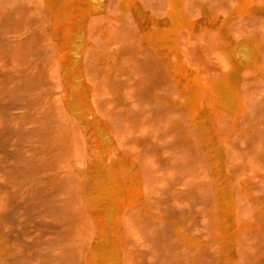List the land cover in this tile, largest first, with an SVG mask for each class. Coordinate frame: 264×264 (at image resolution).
<instances>
[{"label":"rangeland","instance_id":"374dc122","mask_svg":"<svg viewBox=\"0 0 264 264\" xmlns=\"http://www.w3.org/2000/svg\"><path fill=\"white\" fill-rule=\"evenodd\" d=\"M179 1L0 0V264H264V0Z\"/></svg>","mask_w":264,"mask_h":264},{"label":"bare ground","instance_id":"6f19581e","mask_svg":"<svg viewBox=\"0 0 264 264\" xmlns=\"http://www.w3.org/2000/svg\"><path fill=\"white\" fill-rule=\"evenodd\" d=\"M79 1L81 0H43L49 11L53 12L54 14H57V12H60L63 9H67L73 5H76ZM168 19L172 26L181 24L183 22L184 11L179 0H171ZM174 78L176 79L177 76H174ZM176 82H178V80H176ZM177 86L179 85L177 84ZM180 94L181 107L185 109V112H188L190 119L196 125L198 123L197 119L195 118V106L198 105H193V102L196 101V104H200L199 102L202 95L210 94V96L212 97V101L220 108V111L224 110V112L228 110L230 103L238 98L237 94L231 90L226 80H222L218 84L206 83L204 85H200L199 80L194 79L191 84H187L185 87L182 86V88L180 89ZM216 111L214 112L216 113ZM114 199L120 203H122L123 201V198L120 196H115ZM234 208L235 202L234 200H232L229 204V209L233 211Z\"/></svg>","mask_w":264,"mask_h":264}]
</instances>
